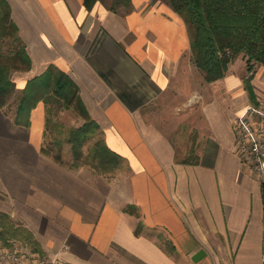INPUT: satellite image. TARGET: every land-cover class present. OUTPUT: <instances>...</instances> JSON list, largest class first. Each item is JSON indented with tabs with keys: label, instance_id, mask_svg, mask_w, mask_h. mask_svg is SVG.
I'll return each mask as SVG.
<instances>
[{
	"label": "crops",
	"instance_id": "0c3cea01",
	"mask_svg": "<svg viewBox=\"0 0 264 264\" xmlns=\"http://www.w3.org/2000/svg\"><path fill=\"white\" fill-rule=\"evenodd\" d=\"M6 1L31 60L26 73L32 78L53 64L68 74L128 170L123 191L118 177L108 186L87 184L40 154L42 106L32 111L29 128L10 123L0 110V178L7 175L2 162L13 153L14 183L25 185L15 190L18 200L28 201L26 192L44 196L49 205L41 207L61 212L67 232L78 239L75 248L55 249L53 257L68 264H264V190L232 132L234 116L248 101L232 73L220 81L217 112L203 106L206 137L196 164L177 162L175 142L139 124L148 95L174 84L184 56L191 61L183 20L163 0H132L125 16L100 2L87 11L83 0ZM127 204L138 209V236L136 218L122 210ZM153 231L172 246L170 254ZM199 250L205 256L195 263Z\"/></svg>",
	"mask_w": 264,
	"mask_h": 264
},
{
	"label": "trees",
	"instance_id": "16d2710c",
	"mask_svg": "<svg viewBox=\"0 0 264 264\" xmlns=\"http://www.w3.org/2000/svg\"><path fill=\"white\" fill-rule=\"evenodd\" d=\"M163 1L185 23L189 35L190 60L202 73L204 80L214 82L223 78L232 61L241 55L249 73L243 80L244 89L251 103L257 105L251 82L254 65L264 67V0ZM97 2L119 16H125L133 10L132 0H83V5L90 11ZM7 39H11L13 46L4 52L3 43ZM30 69L31 60L12 21L10 6L6 0H0V110L5 116H10L7 107L15 92L11 73L28 72ZM40 103L46 108L43 135L46 134L47 139L46 145L40 148L44 156L61 162L62 145L66 143L70 146L74 167L87 164L96 174L104 176L116 174L122 169L123 157L106 143L99 125L92 119L80 97L78 85L53 64L25 82L13 102L12 123L29 128L31 113ZM59 109L71 110L82 121L78 127L69 128L64 138L52 135L50 120ZM55 145L58 146L56 152L53 149ZM176 161L196 164L198 156L191 162ZM141 230L142 223L139 222L134 234L140 235ZM10 233L16 235L15 230ZM0 237L7 244V239L3 235ZM160 241L164 251L170 254L172 246L164 239Z\"/></svg>",
	"mask_w": 264,
	"mask_h": 264
},
{
	"label": "rangeland",
	"instance_id": "374dc122",
	"mask_svg": "<svg viewBox=\"0 0 264 264\" xmlns=\"http://www.w3.org/2000/svg\"><path fill=\"white\" fill-rule=\"evenodd\" d=\"M97 39L94 41L95 48H97L98 45ZM12 46L13 42L11 39L5 40L3 43V51L8 52ZM253 71V83L258 95L257 105H253L251 103L247 92L244 89L243 80L249 76V73L246 70L245 61L242 59L241 55L237 56L232 61L227 71V74L232 73L233 77L236 78L238 83H240V86L243 87L245 91L244 97L248 100L244 110L234 116L232 132L235 137L237 132V118L243 114L248 116L247 109L249 107L251 109H260L261 107H264V67L255 64ZM30 77L31 74L26 72L13 71L11 73V79L14 82L15 92L7 107L10 116L6 117L10 123H12L11 116L14 112L13 102L15 101L16 96H18L20 90L23 88L25 82L30 79ZM223 78L214 82H206L202 73L195 68L191 61H188L187 57L184 56L180 62L179 72L172 78V83L174 82V84L170 83L169 88L165 91H158L157 89H154L153 92L148 95L146 104L142 106L137 113L139 115V124L149 131H158L175 142L177 160H185L188 162L193 161L197 156L198 150L201 148L204 138L206 137L203 106L206 105L210 107L209 110H211L213 114H215V111L217 112V109L220 108L218 99L220 100L221 97H224L220 91V81ZM39 105L44 108L45 124L46 108L41 103ZM226 110L228 111L229 109ZM50 123L53 125L52 135L64 138L69 128L78 127L81 125L82 121L71 110L59 109L51 117ZM40 126L41 125L38 122H35L33 127V129L38 132V136L41 132ZM43 132L44 127L42 131L41 146L46 145L47 139L46 134L43 135ZM53 149L54 152H56L58 146H53ZM11 154L12 155H10V157L12 158L10 161L4 160L1 164V166L4 164L3 170L6 169L5 174L7 175L4 178H0V236L3 235L5 239H7V244L12 242L21 244L29 250L30 254L34 255V258L45 260L52 264H68L61 262L60 259L54 258V254L52 255V253L58 248L68 250L70 248H75L78 239L67 232V228L65 226V224H67V219L63 217L61 212H58L56 208L54 209L52 206H50L51 210H45L43 209V206V208L41 207V204L49 205V201L46 200L44 196H38L34 192H30L32 194L31 195L29 192H26L27 195L29 194L28 199L30 201L28 200L26 202H22L18 200L19 197L17 194H19V192L16 193L15 190L19 189L20 186L25 185L21 183H14L12 171L13 158L15 155L13 153ZM40 154L58 166V168L65 173L77 177L79 180L84 181L87 184L94 186L95 182L100 180L101 183L108 186L114 177H118L117 188L123 191L125 187L124 176L127 175L128 172L124 166L125 161H123L122 169H120V171L116 174L104 176L96 174V172L87 164L74 167L70 146L66 143L62 145L61 162H56L53 158L50 156H44L41 152ZM20 190L21 188L19 191ZM32 202H38L40 204L38 205V207L40 206V210L32 207ZM122 210L126 213L134 215L136 218V225L141 222L136 206L127 204ZM13 230L16 232L15 236L10 233V231ZM158 235L154 231L150 234V236L157 242ZM159 238V240H161L164 237L161 234L159 235ZM49 244H52L50 247L51 250L47 249Z\"/></svg>",
	"mask_w": 264,
	"mask_h": 264
},
{
	"label": "built area",
	"instance_id": "2783aa9c",
	"mask_svg": "<svg viewBox=\"0 0 264 264\" xmlns=\"http://www.w3.org/2000/svg\"><path fill=\"white\" fill-rule=\"evenodd\" d=\"M247 110L248 116L243 114L236 121L239 154L255 172L264 190V107ZM33 256L17 242L6 245L0 240V264H52Z\"/></svg>",
	"mask_w": 264,
	"mask_h": 264
},
{
	"label": "water",
	"instance_id": "95a60500",
	"mask_svg": "<svg viewBox=\"0 0 264 264\" xmlns=\"http://www.w3.org/2000/svg\"><path fill=\"white\" fill-rule=\"evenodd\" d=\"M204 256H205L204 250H199L192 256V260L195 263H198Z\"/></svg>",
	"mask_w": 264,
	"mask_h": 264
}]
</instances>
